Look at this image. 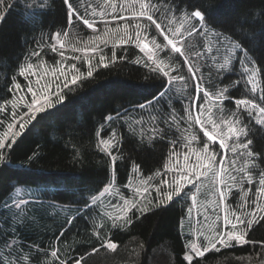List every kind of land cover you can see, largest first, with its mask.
I'll return each instance as SVG.
<instances>
[{
    "label": "snow or ice",
    "instance_id": "1",
    "mask_svg": "<svg viewBox=\"0 0 264 264\" xmlns=\"http://www.w3.org/2000/svg\"><path fill=\"white\" fill-rule=\"evenodd\" d=\"M18 2L25 4L27 20L36 19L51 6L50 0H0V25ZM62 4L69 25L75 19L96 31L95 19L81 15L71 0H62ZM81 6H84V0H81ZM87 11L88 7H85ZM122 11H131V20L122 15ZM91 15L96 16L95 8ZM99 15L106 31L110 30L108 16L112 21L124 20L125 27L132 28L134 36L129 35L125 43L134 42L143 53L133 63L142 65L152 79L159 80L160 89L135 108L116 111L115 116H102L104 122L95 130L96 146L110 158L112 175L99 195H92L89 191L79 201L83 207L77 209L78 215L73 220L87 217L86 222L93 227L92 234L102 241L100 247L115 250L117 245L111 239L104 241L102 238L109 222L112 228H125L133 224V217L139 220L146 213L155 214L188 201H191L187 208L190 217L201 197L208 200L215 196L210 210L215 214L216 226L209 234L192 230L198 231V235L192 239L189 234L186 240L184 260L187 264H201L196 258H206L207 253L236 245L258 244L264 249V241L250 237L256 227H264V93L256 94L255 81L258 72L264 71V43L257 48L248 47L249 39H241L235 27L226 28L224 32L218 30L200 0H136L130 8L116 0H105V8ZM153 31L155 35H151ZM229 32L231 37L226 34ZM62 35L67 36V33L57 31L51 34V42L46 46L60 56L54 78L45 79L43 84L32 78L40 75L39 71H33L34 67L39 68L45 63L43 46L40 50H33L25 63L17 66L16 75L11 79L5 77L6 91L0 93V129L3 130L0 132V166L10 161L18 138L35 127L32 122H39L38 114L47 115L46 110L53 108L51 96L55 93L59 103L63 100L62 90L68 88L71 91L69 84L74 85L85 75L76 63L64 66L68 58L64 55ZM104 44L107 47V42ZM78 50L73 48V51ZM96 56H99L98 60ZM32 57L38 59L37 65L27 62ZM71 59L81 61L82 57L73 56ZM117 59L125 60L126 56L118 58L113 48L106 62V54L97 46L91 59L84 58L86 76L92 77L97 68L109 67ZM185 70L187 77L181 74ZM233 72L238 75L230 79ZM20 77L27 84L18 82ZM189 80L195 95L185 97L182 89L173 91L177 82L186 87ZM241 89L244 90L241 98L232 95L233 91ZM184 99L187 103L181 115L174 103ZM136 108L155 113L151 115L150 134L145 131L142 119L128 118ZM212 109H215L212 118H205L204 113L212 112ZM116 119L124 120L133 135L136 126H140L141 140L145 136L149 142L167 139L171 145L169 163L163 166V171L142 179V190L131 180L123 185L125 190H131L130 197L115 186L117 156L113 155V149H118L122 143L116 130L111 128L110 122ZM106 128H111L107 139L102 135ZM132 172L139 175L140 166L133 164ZM16 191L20 189L16 188ZM106 193L112 197L107 202L102 199ZM22 204L23 201L13 202L16 209H21ZM13 215L17 218L10 225L12 239L7 238L4 222H0V264H31L41 254L50 255L57 264H82L83 256L61 259L58 247L47 253L39 245H24L17 236L18 227L24 226V217L22 213ZM25 247L29 252L34 249L35 255L26 253ZM98 251L94 246L92 252ZM259 255L264 256V252ZM260 264H264V259Z\"/></svg>",
    "mask_w": 264,
    "mask_h": 264
},
{
    "label": "trees",
    "instance_id": "2",
    "mask_svg": "<svg viewBox=\"0 0 264 264\" xmlns=\"http://www.w3.org/2000/svg\"><path fill=\"white\" fill-rule=\"evenodd\" d=\"M71 2L81 15L97 21L95 27L104 26L101 18L91 15L90 0H84V6H81V0ZM200 4L221 32L235 27L241 39H249L248 47L257 48L264 43V0H200ZM50 5L46 13L34 20H27L25 4L18 2L0 25V93L6 91L5 77L11 79L16 75L17 66L24 64L33 50H40L43 46L42 56L51 64L58 61L59 54L52 53L46 47L51 42V34L57 31L67 33L61 39L65 45L64 55L69 62L72 53H80L73 51V48L82 49L91 45L92 42L85 35L91 34L92 29L75 19L69 25L62 0H50ZM85 7H88L87 12ZM122 15L131 18L132 13L126 11ZM109 21V24L118 22ZM226 34L231 37L230 32ZM111 50L105 53L106 62ZM116 52L118 58L126 56V59H117L109 67L97 68L92 77L86 76L87 63L83 59L80 71L85 75L74 85L69 84L71 91L64 88L63 100L53 102V108L46 110L47 115L38 114L39 122H32L35 127L18 138L10 161L0 166V222H4L7 238L12 239L10 225L17 218L13 214L22 213L24 226L18 227L17 236L24 245H39L47 253L58 247L61 259L83 256L82 264H187L184 260L186 236L181 225L191 201L179 202L155 214L146 213L139 220L133 217V224L125 228L108 225L102 238L104 241L111 239L117 245L115 250L100 247L102 241L92 234L93 227L86 222L87 217L73 220L78 215L75 208L83 207L79 201L89 191L92 195H99L112 175L110 158L96 146L95 130L104 122L102 116H115L116 111L135 108L151 99L160 89L159 80L152 79L142 65L133 63L140 57L134 45L124 44ZM36 59L32 57L27 62L35 64L33 60ZM181 74L187 77L186 70ZM259 74L257 95L264 93V71ZM237 75L238 72H233L229 78L235 79ZM20 81L26 83L23 77L19 78ZM176 87L183 90L185 97L195 95L190 80L186 87L179 82ZM243 94V89L232 92L237 98ZM186 103V99L174 103L181 115ZM151 115H155L152 110L136 108L134 113L128 114V118L142 119L148 132ZM110 123L117 132V138L122 140L119 148L113 149V155L117 156L115 186L128 193L123 185L134 179L133 164L140 166V173L144 177L153 176L157 171H163V166L169 163L171 145L167 139L149 142L145 136L141 140L140 126H136V134L133 135L124 120L116 119ZM111 128L102 132L105 139ZM30 156L34 158L29 160ZM16 188L20 191L17 192ZM20 201H23L21 209H16L13 202ZM250 237L255 241H264V227H256ZM94 246L99 249L96 253L92 252ZM24 251L35 255L34 249L29 252L25 247ZM262 252L264 249L258 244L236 245L196 259L201 264H260L264 259L259 255ZM31 264L57 262L50 255L41 254Z\"/></svg>",
    "mask_w": 264,
    "mask_h": 264
},
{
    "label": "rangeland",
    "instance_id": "3",
    "mask_svg": "<svg viewBox=\"0 0 264 264\" xmlns=\"http://www.w3.org/2000/svg\"><path fill=\"white\" fill-rule=\"evenodd\" d=\"M91 2L88 4L90 6H92V9L95 8L96 9V16L95 18H101L100 17V12L101 10H103L105 8V0H90ZM117 3L119 4H123L126 7H131L132 4H134L136 2V0H116ZM108 11L110 12L111 10L108 9ZM122 12H126V11H122ZM131 12V11H130ZM132 13V12H131ZM125 17L129 18L130 16L125 15ZM108 20H111V16L107 17ZM129 20H131V18H129ZM176 26H179L178 24ZM96 31H92L91 34L89 35H85L87 37H89L88 41L92 42L91 45L88 47H84V48H80L78 51L80 53L78 54H73L72 56H81L82 60L81 61H75V60H66L64 63V66L66 67L68 64L71 63H76L78 67H80V64L83 62L84 57L89 56L92 57L93 55V49L94 48H102L103 52L106 53L107 51L111 50V48H115V50L124 45V44H131L134 45V42H129V43H125V41L127 40L129 35H133L134 36V32L132 30V28L130 27H125V21L124 20H119L117 23L115 24H108V29H110L109 31L105 30V26L102 27H95ZM93 30V29H92ZM151 35H155V32L153 31L151 33ZM104 42H107V47H105ZM150 47V45H149ZM138 54L140 57L143 56V53H141L138 49ZM44 58V57H43ZM96 58H99V56H96ZM45 63L41 64L39 66V68H35L33 69L34 72L39 71L40 75L37 77L35 75H33V80H40V83L43 84L45 79H52L55 76V69H57V64L56 63H52L44 58ZM60 60V58L58 59ZM33 62L35 63L34 65L38 64L39 61L38 59L33 60ZM260 79V74L258 72L255 81L257 82ZM26 83H22V81H20V83L22 85L27 84V81H25ZM257 84V83H256ZM178 88L175 87L173 88V91H176ZM51 99L53 102H55L57 100V95L54 93L51 96ZM214 109H212L213 112ZM212 112H205L204 116L205 118L211 119L212 118ZM133 178L131 180V182L133 183L134 186H139L141 188V190L143 189V184L140 183V181L142 179H146V177H144L141 173L139 175L134 174L133 173ZM128 193L124 192L125 195L127 196H131L132 192L131 190H127ZM105 202H107V200L112 199V197H110L107 193L105 194V196L102 198ZM216 199L215 196H210L208 200H205L203 197L200 198V202L196 207H193L192 209V213L191 216L189 217L188 214H186V217L183 219L182 221V225H181V229L183 234L186 236V240L189 238V234H191L192 239H196V236L198 235V231H203L205 232V234H209L210 230L215 228L216 226V218H215V214L211 212V207L213 206L211 204V201H214ZM115 202V201H113ZM235 202L233 201V204ZM191 203L188 204V206ZM187 206V208H188ZM75 208V207H74ZM205 209H208V211L206 212ZM75 210H77L75 208ZM222 215V213H221ZM207 217V218H205ZM108 225H111V223L109 222ZM193 229H197L198 231H192Z\"/></svg>",
    "mask_w": 264,
    "mask_h": 264
}]
</instances>
